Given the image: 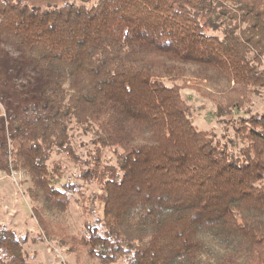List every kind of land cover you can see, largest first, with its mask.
<instances>
[{"label":"trees","instance_id":"obj_1","mask_svg":"<svg viewBox=\"0 0 264 264\" xmlns=\"http://www.w3.org/2000/svg\"><path fill=\"white\" fill-rule=\"evenodd\" d=\"M0 42L41 79L0 141L41 240L98 264H264V113L232 115L264 90V0H0ZM186 88L233 138L194 125ZM25 243L0 225V264H30Z\"/></svg>","mask_w":264,"mask_h":264},{"label":"rangeland","instance_id":"obj_2","mask_svg":"<svg viewBox=\"0 0 264 264\" xmlns=\"http://www.w3.org/2000/svg\"><path fill=\"white\" fill-rule=\"evenodd\" d=\"M39 7L61 5L64 2L80 3V0H24ZM41 79L36 71L25 65L19 50L11 44L0 42V141L6 138L8 131L7 117L20 112L23 105L38 101ZM181 97L189 105V118L201 130L211 131L217 138L222 135L233 138L232 130L222 119L214 115V107L207 99L200 97L193 89L181 90ZM264 113V90L252 97L251 103L233 112V118L247 117L250 114ZM89 135L79 130L72 131L73 145L78 153H85L89 146ZM57 159L56 156H54ZM0 154V225L14 231L19 237L25 238L23 245L30 264H98L84 254L77 256L66 253L55 243H49L36 226L31 213V205L25 194L28 182L21 172L7 171L2 168ZM73 168L70 173L73 174ZM75 181V180H73ZM77 182V181H76ZM81 208L75 197L67 214V222L71 232L80 229L82 221Z\"/></svg>","mask_w":264,"mask_h":264}]
</instances>
